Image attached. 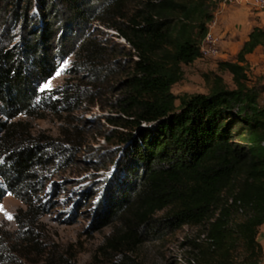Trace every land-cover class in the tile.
Here are the masks:
<instances>
[{
  "label": "trees",
  "instance_id": "obj_1",
  "mask_svg": "<svg viewBox=\"0 0 264 264\" xmlns=\"http://www.w3.org/2000/svg\"><path fill=\"white\" fill-rule=\"evenodd\" d=\"M129 1L110 3L119 9ZM59 2L75 19L81 13L82 0ZM214 9L205 0H145L127 22L114 26L131 47L127 53L137 59L115 101L121 116L110 122L122 130L112 150L114 172L107 194L97 205L102 226L118 221L125 228L110 243L124 257L122 264H147L125 259L147 238L145 232L160 225L201 224L219 209L207 235L217 254L209 264H234L229 252L235 238L252 258L241 264H256L254 258L263 252L258 234L264 224V87L249 83L246 56L264 46V28L254 26L232 60H218L217 70L231 75L233 87L213 72L206 77V93L175 95L171 90L183 76L182 65L201 57ZM53 29L51 21H41L38 34L29 32L24 50L32 69L15 64L10 51L0 53V100L8 116L43 105L56 109L58 99L39 97L34 86L56 71L48 43ZM80 49L96 75L102 48L85 40ZM62 96L67 103L75 95L65 91ZM12 133L9 124H0V172L10 190H20L34 177L40 145L13 144ZM105 138L111 141V135ZM226 193L231 203L223 206ZM232 209L242 218L232 219ZM59 261L67 264V259Z\"/></svg>",
  "mask_w": 264,
  "mask_h": 264
},
{
  "label": "rangeland",
  "instance_id": "obj_2",
  "mask_svg": "<svg viewBox=\"0 0 264 264\" xmlns=\"http://www.w3.org/2000/svg\"><path fill=\"white\" fill-rule=\"evenodd\" d=\"M144 1L131 0L118 9L110 0H82L81 13L75 19L59 0H0V53H13L15 64L32 69L24 43L31 39L30 33H39L41 21H51L54 29L48 43L56 71L45 81L37 79L34 86L39 97L58 99L56 109L43 105L16 116H8L0 100V124L4 122L12 128V143L38 144L42 150L39 149L40 162L33 168L30 185L10 190L0 172V264H48L49 258L51 264H60L61 259H67V264H122V254L110 243L125 228L118 221L102 226V207L97 204L107 194L108 179L114 172L112 150L122 130L110 122L121 116L115 101L123 93L131 61L137 59L133 52L127 53L131 47L114 26L127 22V16L140 9ZM205 1L215 8L212 19L222 4L238 3ZM259 10L264 8L254 9ZM217 25L216 22L212 31ZM31 29L34 30L30 32ZM85 40L102 48V62L96 67V75L88 70L80 49ZM234 55L221 56L219 48L215 56L199 57L182 65L183 76L172 86V92L206 93V77L213 72L233 87L231 75L218 71L217 62L232 60ZM247 66L249 83L258 85L256 73ZM65 91L75 95L67 103L62 96ZM105 135H111V141ZM3 163L4 157L0 155V166ZM222 203H231L227 193ZM220 212L212 211L201 224L178 228L160 225L145 232L147 238L125 259L147 264H209L217 254L211 252L207 235ZM231 218L239 220L242 214L232 209ZM259 234L263 252L254 259L256 264H263L264 224ZM231 244L232 263L252 260L238 239Z\"/></svg>",
  "mask_w": 264,
  "mask_h": 264
},
{
  "label": "crops",
  "instance_id": "obj_3",
  "mask_svg": "<svg viewBox=\"0 0 264 264\" xmlns=\"http://www.w3.org/2000/svg\"><path fill=\"white\" fill-rule=\"evenodd\" d=\"M250 1L238 0L237 4H222L220 10L216 13L215 19L218 25L214 31L219 37L221 56L225 57L230 54H236L254 26L264 28V10L254 11V9L260 8L253 6ZM262 48L264 46H258L246 58L247 65L257 75L258 85L264 87V58L263 51H261ZM229 49L232 50V53H228L230 52ZM262 94H264V91ZM259 236L260 234H258V239Z\"/></svg>",
  "mask_w": 264,
  "mask_h": 264
},
{
  "label": "built area",
  "instance_id": "obj_4",
  "mask_svg": "<svg viewBox=\"0 0 264 264\" xmlns=\"http://www.w3.org/2000/svg\"><path fill=\"white\" fill-rule=\"evenodd\" d=\"M251 4L257 8H264V0H251ZM216 21L212 19L208 24V29L206 35L201 43V57L205 56H215L219 54V37L212 31L215 26ZM263 58H264V48H263Z\"/></svg>",
  "mask_w": 264,
  "mask_h": 264
}]
</instances>
